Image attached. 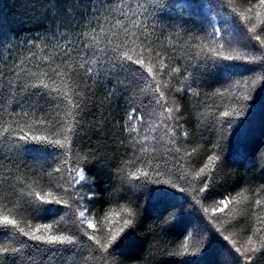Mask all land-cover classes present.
<instances>
[{
	"label": "trees",
	"instance_id": "trees-1",
	"mask_svg": "<svg viewBox=\"0 0 264 264\" xmlns=\"http://www.w3.org/2000/svg\"><path fill=\"white\" fill-rule=\"evenodd\" d=\"M48 2L0 0V28L21 40L49 35L50 31H55V26L51 15L45 14ZM258 2L161 0L162 6L157 7L153 15L141 17L149 30L155 28L151 61L159 74L161 91L173 107V117H180L169 122L175 128V144L168 142L170 137L160 139L164 135L162 127L152 131L153 125L160 123V109L155 105L145 107L151 97L139 87L131 86L127 95L109 96L115 84L111 77L101 78L91 92L80 80L71 84L73 88L79 86L87 105L81 117L79 147L87 157L81 165L89 182L82 192L95 193L92 200L85 201L95 227L88 229L85 224L84 228L103 241L109 236V229L126 218L121 206L134 212L133 226L126 229L113 246L115 255L109 257L108 264H235L233 256L239 255L235 248L240 247L243 252L245 247H250L247 245L250 236L258 239L253 235L254 230L264 229V219H261L264 217V81L258 80L248 101L229 97L226 92L233 87V82L237 95L246 91L243 81L264 76V65L243 60L227 62L235 65L229 82L226 75L212 67L213 48L219 50L223 44L225 51L234 49L243 53L245 45L257 43L249 41L251 34L247 33V28L256 23L254 13L251 21H245L232 9L244 11ZM66 3L67 0H57L60 7ZM125 3L135 7L137 0H125ZM115 18H120L119 13ZM214 29L220 31L217 33ZM156 37L160 39L157 41ZM157 50L164 54L167 65L162 72L159 57L155 56ZM145 56H149L147 51ZM55 62L59 63V59ZM41 67L47 65L41 64ZM174 68H179L180 72H173ZM144 75L147 76V72ZM36 91L41 89L21 91L18 88L13 96L0 95V130L13 125V121L19 122L14 127L32 123L33 117H23L22 113L34 111L37 97L31 93ZM218 92L225 94L217 95ZM40 103L46 111H51V102L41 100ZM242 103L247 105L242 116L219 115L222 111L239 109ZM177 106L179 112L175 111ZM132 107L144 114V119L136 123L138 133L125 129L128 110ZM45 114L36 111V118ZM229 119L234 127H229ZM44 127L37 124L31 130L25 127V131L29 136L45 135ZM140 140L144 142L138 143ZM17 143L23 147H17ZM177 146L181 148L180 153L174 151ZM144 147L149 151L142 153ZM39 148L35 142L26 145L15 139L0 142V213L15 219L25 229L34 228L37 223H53L54 231L64 230L66 225L73 227L70 221L74 217L61 220L65 212L72 211L63 205H46L59 212L40 220L27 211L28 192L46 195L49 186L55 188L60 182L59 174L48 175L60 160L55 155L59 150L50 145L44 150H30ZM213 153H218L221 159L212 172L208 191L200 192L203 178L196 173ZM165 158L167 163H164ZM157 162L163 169L173 166L171 173L156 171ZM132 172L140 179H132ZM143 172L148 176L141 175ZM165 180L177 183L178 187L164 184ZM152 189H163L171 195H154ZM240 193L242 195H238ZM228 197L234 199L224 208L219 201ZM257 200L261 204L258 205ZM218 208L223 211H217ZM112 210L115 211L111 218L105 219ZM224 236L229 240L225 241ZM17 239L26 240V237L17 236ZM80 239L92 244L82 234ZM5 261L12 264L11 256L0 255V264Z\"/></svg>",
	"mask_w": 264,
	"mask_h": 264
},
{
	"label": "snow or ice",
	"instance_id": "snow-or-ice-1",
	"mask_svg": "<svg viewBox=\"0 0 264 264\" xmlns=\"http://www.w3.org/2000/svg\"><path fill=\"white\" fill-rule=\"evenodd\" d=\"M229 2L232 3V0ZM159 6H162L161 0H137L135 7L131 3H125V0H67V3L60 7L57 0H49L45 5V14L51 15L55 26V31H50L49 35L21 40L10 31L0 28V95L7 93L13 96L18 88L21 91L41 89L31 93V96L37 97L33 104L34 111L22 113L23 117L32 116V123L14 127L13 125H18L19 122L13 121V125L0 130V142L15 139V141H23L25 145L30 142L40 145L39 149H30L33 151L44 150L49 145L59 150L55 155L60 157V160L48 175L59 174L60 182L55 188L49 186L46 195L28 192L27 211L40 220L45 216H55L59 212V209L46 205H63L72 211L65 212L61 220L74 217L70 221L73 227L66 225L64 230L57 228L54 231L53 223H37L34 228L25 229L15 219L0 213V255H10L12 264H108L109 257L115 255L113 246L117 244L125 230L133 226V210L121 206L126 218L122 223L109 229V236L105 240L102 241L97 235L89 233L84 228L85 224L88 229L95 227L93 220L89 218V210L85 203L86 200H92L95 193L82 192L89 182L86 170L81 165V161L86 160L87 157L82 154L79 147L81 117L87 105L84 93L78 90L79 86L73 88L71 84L80 80L91 92L92 86L101 78L111 77L115 80V84L112 85L109 96L117 93L127 95L131 86L139 87L141 92L151 97L145 103V107L155 105L160 109V123L154 124L152 131L162 127L164 135L160 139L170 137L168 142L175 144V128L169 122L173 119L179 120L180 117H173V107L168 104L164 92L161 91L159 74L154 71L155 65L151 61L155 28L153 26L152 30H149L148 25L141 19L153 15ZM254 9L258 10L254 12ZM232 11L245 21H251L254 13L256 23L247 28V33L251 34L248 40L257 43L245 45L243 53L234 49L225 51L223 44L220 45L219 50L212 49V67L228 77L226 82L231 80L235 67L234 64L227 62L243 60L264 65V28L260 27L264 25V0H259L244 11H239L235 7ZM116 13H119L120 18H115ZM214 31L218 33L220 30L214 29ZM159 39L156 37L157 41ZM145 51L149 53L148 57L145 56ZM155 56L159 57L158 63L162 72L163 68L167 67L164 54L157 50ZM57 58L59 63L55 62ZM41 64L47 67H41ZM172 71L179 73L180 69L174 68ZM145 72L147 76L144 75ZM148 77H151V80ZM258 80L264 81V76L243 81L246 91L239 95L234 90L235 82L226 92L229 97L235 96L237 100L248 101L252 98L251 93L256 88ZM224 94V92L217 93L221 96ZM41 100L45 103L51 102L50 112L43 108ZM246 107L247 105L242 103L239 109L233 108L231 112L222 111L219 115L239 117L244 114ZM36 111L46 114L36 118ZM175 111H180L178 106ZM143 119L144 114L137 108H130L125 129L130 133H138L136 123ZM37 124L45 126L43 130L46 134L29 136L25 127L31 130ZM228 125L234 127L231 119L228 120ZM184 135L187 136V133L185 132ZM130 139L135 140V137L130 136ZM137 142L142 144L144 141ZM16 146L23 147L18 143ZM148 151L146 147L141 148L142 153ZM174 151L180 153L181 148L177 146ZM182 159L183 156L180 157V160ZM220 159L218 153H213L196 173L197 177L203 178L200 192L208 191L212 182V172ZM164 163H167L166 158ZM176 163L179 164V160ZM172 167L163 169L160 162H157L155 170L160 174L171 173ZM180 167L182 168L183 165L181 164ZM130 175L132 179H140L135 172ZM141 175L147 177L148 173L143 172ZM180 178L182 177H178ZM154 182L160 183V181ZM163 183L172 188L178 187L177 183L171 180H165ZM136 187H144V185ZM180 190L183 191V188L180 187ZM151 194L171 195L163 189H152ZM233 199L232 197L221 199L219 204L227 208ZM256 203L259 205L261 201L257 200ZM114 211L107 213L105 219L111 218ZM207 211L208 209L205 208V212ZM217 211L223 209L218 208ZM257 216L260 214L257 213ZM81 234L92 244L81 240ZM253 235L258 239L250 236L247 240V245L250 247H245L243 252L240 247L235 248V253L239 254L233 256L235 264H253V261L255 264H264V229H255ZM17 236L26 237V240L17 239ZM223 239L228 241L229 237L224 236ZM187 247L185 243V251ZM110 249L113 250L109 251ZM249 252L260 255H247Z\"/></svg>",
	"mask_w": 264,
	"mask_h": 264
}]
</instances>
